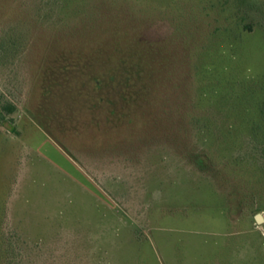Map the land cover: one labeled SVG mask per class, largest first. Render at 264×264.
<instances>
[{
    "label": "rangeland",
    "instance_id": "obj_1",
    "mask_svg": "<svg viewBox=\"0 0 264 264\" xmlns=\"http://www.w3.org/2000/svg\"><path fill=\"white\" fill-rule=\"evenodd\" d=\"M0 112L17 264H264V0H0Z\"/></svg>",
    "mask_w": 264,
    "mask_h": 264
},
{
    "label": "trees",
    "instance_id": "obj_2",
    "mask_svg": "<svg viewBox=\"0 0 264 264\" xmlns=\"http://www.w3.org/2000/svg\"><path fill=\"white\" fill-rule=\"evenodd\" d=\"M1 108L7 116L15 111L14 106L9 103H4ZM4 119L5 116L0 112V123H2ZM17 256L18 254L11 237L7 236L3 229L0 228V264H17Z\"/></svg>",
    "mask_w": 264,
    "mask_h": 264
},
{
    "label": "water",
    "instance_id": "obj_3",
    "mask_svg": "<svg viewBox=\"0 0 264 264\" xmlns=\"http://www.w3.org/2000/svg\"><path fill=\"white\" fill-rule=\"evenodd\" d=\"M255 221H256V223H261L263 221L260 214L255 215Z\"/></svg>",
    "mask_w": 264,
    "mask_h": 264
}]
</instances>
